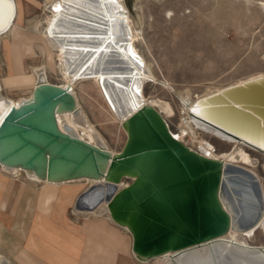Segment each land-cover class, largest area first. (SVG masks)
Masks as SVG:
<instances>
[{
	"label": "bare ground",
	"instance_id": "6f19581e",
	"mask_svg": "<svg viewBox=\"0 0 264 264\" xmlns=\"http://www.w3.org/2000/svg\"><path fill=\"white\" fill-rule=\"evenodd\" d=\"M25 1L31 0H0V44L8 68L0 80V124L12 107L31 97L39 83H50L49 72L60 73L63 83L59 85L70 87L78 100L77 112L58 115L62 130L68 125L82 139L121 156L135 141L132 118L144 109L154 126L160 128L163 122L176 141L197 155L200 162L208 164V178H213L216 172L218 176L209 207L222 221L220 235L178 249L180 238L175 233L168 240L167 250L158 251L142 243L138 202L125 204L128 191H133L136 198L142 196L148 179L156 173L157 162L150 155L137 157L133 164L114 166L103 182H116L118 189L125 190L111 203L103 201L93 211H77L74 207L79 188L85 184L88 188L98 181L53 183L27 176L21 169L8 170L0 165L6 175L23 173L40 184L45 214L53 209L61 215L65 227H60L59 239L52 240V234L46 232L61 262L69 263L66 261L70 255L71 260L75 257L70 264H78L87 234L88 243L94 238L99 241L93 250L99 257L91 259L94 264H115L120 250L126 248L127 238L133 264H264V184L251 169L256 154L262 158L264 171V72L209 89L196 98L189 91L185 95L179 93L185 116L174 132L168 122L176 114L172 103L149 97L145 87L151 82L170 91L176 89L167 80L158 78L152 63L137 48L141 34L136 25H142V21L134 22L127 0H45L44 17L30 31L23 28ZM37 49L44 61L27 73L25 59L37 56ZM78 84L89 100H95L89 91L97 94L103 122L120 126L125 142L119 152L109 147L90 121L76 91ZM237 85L239 89L223 94L226 88ZM24 88L31 90L28 97L13 99L3 93L4 89L13 92ZM90 105L93 106L91 102ZM206 136L227 144L228 150L218 152ZM154 198L163 199L160 192ZM71 203L73 213L85 219L82 227L69 223L64 214L66 205ZM258 232L263 243L254 245L251 241ZM46 244L49 245L48 241ZM19 260L22 264H38L25 251ZM0 264H7L3 255Z\"/></svg>",
	"mask_w": 264,
	"mask_h": 264
},
{
	"label": "water",
	"instance_id": "95a60500",
	"mask_svg": "<svg viewBox=\"0 0 264 264\" xmlns=\"http://www.w3.org/2000/svg\"><path fill=\"white\" fill-rule=\"evenodd\" d=\"M239 88H226L223 94ZM77 110L78 100L70 87L39 83L31 97L12 107L0 124V165L53 183L98 181L80 193L74 207L93 211L125 190L118 189L116 182H103L114 166L133 164L137 157L150 155L157 162L156 173L148 179L143 195L136 193L139 201L133 191H128L125 200L126 205L137 201L140 206L145 247L165 251L175 233L180 238L178 249L220 235L222 221L209 207L217 172L208 178V164L176 141L163 122L160 128L154 126L144 109L134 115L135 141L127 153L118 156L82 139L68 125L60 128L58 115ZM159 192L163 199L156 200L154 194Z\"/></svg>",
	"mask_w": 264,
	"mask_h": 264
},
{
	"label": "rangeland",
	"instance_id": "374dc122",
	"mask_svg": "<svg viewBox=\"0 0 264 264\" xmlns=\"http://www.w3.org/2000/svg\"><path fill=\"white\" fill-rule=\"evenodd\" d=\"M25 20L23 28L33 30L36 21L44 17L45 0L25 1ZM133 20L142 21L140 39L137 48L154 67L161 80H167L176 91H170L161 84L148 83L145 93L149 97H160L170 101L175 109V116L168 119L172 131H178L182 110L179 93L187 91L194 98L209 89L226 86L253 74L264 72V0H127ZM169 12L172 15H169ZM44 61L37 49V56L25 59L27 73ZM3 44H0V80L7 74ZM52 84H62L60 73H48ZM86 84V83H84ZM86 87V85H85ZM82 85L76 91L81 99L92 124L105 138L109 147L119 152L124 145L125 135L120 126L106 125L97 94L89 93L95 100H89L82 93ZM31 90L24 88L10 92L4 89L5 96L19 99L28 97ZM93 104L90 105V102ZM206 138L217 148L218 152L228 150L229 146L210 136ZM196 149V147L194 146ZM255 166L251 167L260 175L264 184L262 158L253 154ZM23 173L14 174L15 181L24 178ZM126 180V179H125ZM130 182L131 180H126ZM41 187V186H40ZM82 185L78 193L86 190ZM69 214L78 224L83 225L82 215ZM129 239H125L126 248L118 253L115 264H133L128 254ZM99 241L93 239L88 243L95 249ZM254 245L263 243L258 232Z\"/></svg>",
	"mask_w": 264,
	"mask_h": 264
},
{
	"label": "crops",
	"instance_id": "0c3cea01",
	"mask_svg": "<svg viewBox=\"0 0 264 264\" xmlns=\"http://www.w3.org/2000/svg\"><path fill=\"white\" fill-rule=\"evenodd\" d=\"M40 186L26 177L15 181L0 170V255L6 258L7 264H22L19 257L21 258L23 251L38 264L75 262V257L71 260L68 255L66 262L69 263H62L60 255L53 249L55 246L52 240L59 239L60 227L65 226L61 223V215L55 214L53 209L45 214L43 188ZM52 204L49 205L54 206L55 203ZM70 207L72 203L65 207L64 214L67 220L74 226L82 227L71 218ZM46 232L52 234L50 237L52 240L46 237ZM88 239L89 236L86 234L85 246L80 252L78 264H94L91 259L99 257L98 253L93 252L92 247L87 251ZM66 256L65 254V258Z\"/></svg>",
	"mask_w": 264,
	"mask_h": 264
},
{
	"label": "built area",
	"instance_id": "2783aa9c",
	"mask_svg": "<svg viewBox=\"0 0 264 264\" xmlns=\"http://www.w3.org/2000/svg\"><path fill=\"white\" fill-rule=\"evenodd\" d=\"M16 174V173H15Z\"/></svg>",
	"mask_w": 264,
	"mask_h": 264
}]
</instances>
